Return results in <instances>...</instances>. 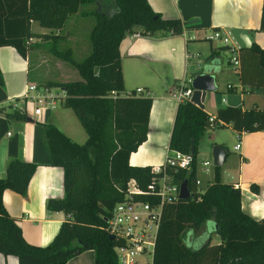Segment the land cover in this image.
Wrapping results in <instances>:
<instances>
[{
    "label": "trees",
    "instance_id": "16d2710c",
    "mask_svg": "<svg viewBox=\"0 0 264 264\" xmlns=\"http://www.w3.org/2000/svg\"><path fill=\"white\" fill-rule=\"evenodd\" d=\"M90 2L96 3L91 10L95 15L89 32L91 50L78 62L74 63L70 48L62 51L54 45L63 35L30 29L33 20L59 29L70 14L79 11L81 4ZM184 24L180 18L163 17L148 0H0V45H14L26 56L30 38L44 37L54 53L76 65L80 79L55 84L65 91L62 102L72 108L87 134L83 142H77L54 123H44L50 163L63 168L64 187V195L49 198L46 205L68 216L46 245L25 240L2 197L7 188L24 193L37 164L19 158L7 161L6 174L0 177V253L15 255L18 264H62L83 250L92 249L94 264H119L115 247L123 240L111 237L107 217L124 198L128 179L135 178L144 187L155 174L152 165L129 163L130 153L146 139L152 96L125 89L119 44L127 32L135 29L140 34L159 29L178 34ZM259 29L264 31V0ZM50 41H54L53 47ZM224 47L227 48H219ZM239 79L246 88L261 87L264 91V46L254 41L249 46L242 44ZM0 113L8 119L28 117L12 104L0 106ZM211 115L190 100L177 104L168 154L181 150L191 153L193 160L189 169L163 166L174 182L187 179L190 196L163 206L152 264H264V217L256 219L243 210L241 188L221 179L220 166L214 165L213 179L200 197L192 192L199 144L207 128L222 120L239 133L261 130L264 109L257 105L245 109L219 107L213 123L209 120ZM251 188L258 191L256 184L252 183ZM208 220L213 221L212 232L219 241L212 243L209 234L198 246H191L193 233Z\"/></svg>",
    "mask_w": 264,
    "mask_h": 264
},
{
    "label": "crops",
    "instance_id": "0c3cea01",
    "mask_svg": "<svg viewBox=\"0 0 264 264\" xmlns=\"http://www.w3.org/2000/svg\"><path fill=\"white\" fill-rule=\"evenodd\" d=\"M148 2L163 17H177L185 22L183 31L178 34L159 29L150 34L135 35L134 32L140 31L135 29L127 32L119 44L125 89L130 91L143 87L144 91L139 94L152 96L146 139L130 153L129 163L156 166L162 164L168 154L167 145L178 104L171 92L184 77H192L204 66L212 70L216 84V89L207 91L203 100V107L209 113L215 115L219 107L227 105L241 106L243 109L257 105L264 109L263 89L243 86L239 70L229 60V49L219 48L222 44L207 39L212 29L224 26L241 45L244 44L242 37L246 35L251 43L254 41L264 46V31L259 29L263 0ZM187 53L191 56L187 57ZM21 54L14 45H0V70L3 76L0 106L13 104L24 94L29 83L30 57L28 51L26 56ZM189 64L194 66V71H188ZM27 115L31 120L8 119L0 113V177L5 176L6 163L10 158L37 164L24 193L7 188L2 197L8 213L17 219L25 240L42 246L52 239L60 223L68 217L62 210H52L46 205L49 198L62 197L64 187L63 168L50 163L44 123H54L63 132L65 128L70 129V125L61 110L48 109L39 115L29 111ZM227 125L231 126L230 123ZM65 133L70 136L75 132ZM239 158L238 171L231 175L233 180L227 182L241 188L243 210L256 219L262 218L264 128L241 133ZM252 183L258 186V191L251 188ZM0 264H18V260L13 254L0 253ZM62 264H94V252L92 249L83 250Z\"/></svg>",
    "mask_w": 264,
    "mask_h": 264
},
{
    "label": "built area",
    "instance_id": "2783aa9c",
    "mask_svg": "<svg viewBox=\"0 0 264 264\" xmlns=\"http://www.w3.org/2000/svg\"><path fill=\"white\" fill-rule=\"evenodd\" d=\"M134 34L138 35L139 31ZM207 39L226 45L231 53L229 56L231 64L239 70L242 45L227 27L212 29ZM186 56L189 57L191 54L187 53ZM191 79L192 77H184L171 92V96L178 102L191 101L193 92ZM143 91V87L135 89L136 93ZM64 97L65 91L61 87L55 88L48 84L29 82L24 94L12 104V107L27 114L31 111L32 114L39 115L48 109L55 108ZM209 120L213 123L214 116L211 115ZM217 124L227 125L228 123L218 120ZM237 135L239 141L233 146L236 150L241 146V133L237 132ZM192 160L191 153L174 150L166 155L162 164L153 167L155 174L146 186H140L135 178L128 179L124 187V198L113 206L107 217V228L110 233L123 240V243L115 247L119 264H152L162 208L165 204L177 200L180 193V183L174 182L167 175L163 165L169 164L189 169ZM206 164L207 161H203V165ZM199 184L200 180L196 178L192 192H195L198 197L203 191Z\"/></svg>",
    "mask_w": 264,
    "mask_h": 264
},
{
    "label": "rangeland",
    "instance_id": "374dc122",
    "mask_svg": "<svg viewBox=\"0 0 264 264\" xmlns=\"http://www.w3.org/2000/svg\"><path fill=\"white\" fill-rule=\"evenodd\" d=\"M96 3L90 2L81 4L79 11L68 16L65 24L61 28H53L41 26L38 22L33 21L30 29L34 32H46L48 34H61L63 37L58 42L53 41L54 45L59 50L66 51L71 49V57L75 62L84 58L91 50L89 41V32L95 22V15L91 10L95 9ZM52 41V37L50 39ZM50 41V43H51ZM27 48L29 55V72L28 82L37 84H48L55 88L60 87L57 82L70 81L80 79V75L76 65L65 56H59L54 53L49 45L48 39L44 37L32 36L28 41ZM51 43V47H53ZM22 55V54H21ZM23 56V55H22ZM194 66L189 64L188 71H194ZM129 84H132L129 82ZM154 92V91H153ZM153 92L151 94H153ZM219 94V92L214 91ZM55 111H63L67 118L70 129L65 132H75L70 135L75 141L83 142L86 137V131L79 122L75 112L63 102L58 104ZM64 129V130H65ZM68 130V131H67ZM72 130V131H71ZM66 134V133H65ZM73 134V133H72ZM225 146L227 158L219 167L221 179L223 181H232L234 173L238 171L240 164L239 149H234L233 146L238 143L239 138L237 132L229 125H214L207 128L202 136L199 144V152L196 157V178L200 180V188H204L212 179L214 173V163L212 156V148L216 142ZM203 161H207V165H203ZM213 231V221L208 220L201 229L196 230L195 235H192L189 241L190 245L196 247L199 243L205 240L208 235H211V242H218L219 236ZM190 235L188 236L189 239Z\"/></svg>",
    "mask_w": 264,
    "mask_h": 264
},
{
    "label": "water",
    "instance_id": "95a60500",
    "mask_svg": "<svg viewBox=\"0 0 264 264\" xmlns=\"http://www.w3.org/2000/svg\"><path fill=\"white\" fill-rule=\"evenodd\" d=\"M244 45H251V41L248 36L243 35L242 37ZM97 67H95V70ZM191 86L193 87V92L191 95V101L196 103L198 106L203 107V100L207 91H212L216 89V84L212 70H208L206 66L202 71L195 73L191 79ZM28 120H31V117H27ZM212 156L214 165L221 166L226 158V149L221 144L216 143L212 148ZM190 196V191L188 187L187 179H184L180 183V198H185ZM111 237H114L111 234Z\"/></svg>",
    "mask_w": 264,
    "mask_h": 264
}]
</instances>
